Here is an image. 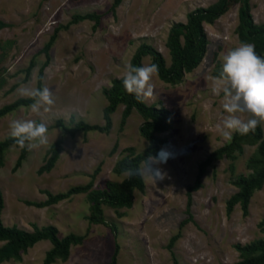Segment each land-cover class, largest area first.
<instances>
[{"label": "rangeland", "instance_id": "rangeland-1", "mask_svg": "<svg viewBox=\"0 0 264 264\" xmlns=\"http://www.w3.org/2000/svg\"><path fill=\"white\" fill-rule=\"evenodd\" d=\"M114 0H0V109L22 98L21 83L37 88V77L46 63L43 48L51 41L42 88L57 97L48 113H32L19 107L0 118V142L11 136L14 119H32L48 126L47 147L29 151L14 169L19 148L6 149L0 165V190L4 200V227L32 233L34 228L54 227L59 239L68 235L83 238L69 248L66 260L49 264H107L116 252V264H236L243 260L237 247L264 245V182L253 191L248 213L240 204L227 214L226 205L239 189L235 183L250 179L263 167L259 141L241 138L237 132L225 139L216 127L225 115L222 93H213L221 70L220 53L240 44L238 38L241 2L229 4L215 22L204 23L208 45L199 66L169 84L153 77L155 95L143 102L165 109L170 125L155 137L163 140L162 162L154 165L167 176L154 182L141 177L142 189H133L131 208L101 203L103 222L91 220L92 192L107 185L117 186L127 178L117 169L119 161L143 154L149 146L139 132L143 118L131 109L122 122L125 105L119 103L109 114L106 130L78 132L73 137L65 128L78 124L106 127L104 110L115 97L114 81L123 80L124 66L131 64L143 44L152 46L170 66L166 48L169 30L185 23L197 8L217 0H122L111 11ZM255 25H264V0H247ZM100 16L72 23L75 16ZM28 76L26 71L30 65ZM151 64L142 58L141 66ZM246 119V117H242ZM61 125V126H60ZM264 136V124H261ZM61 141V152L49 173H39L51 145ZM213 156L201 172V164ZM91 185L88 192L73 195L58 204L36 208L27 203L47 200L74 187ZM192 202L187 211L190 188ZM6 246L0 242V249ZM52 249L43 240L18 257L10 253L0 264H44ZM259 254L249 255L256 258Z\"/></svg>", "mask_w": 264, "mask_h": 264}, {"label": "trees", "instance_id": "trees-1", "mask_svg": "<svg viewBox=\"0 0 264 264\" xmlns=\"http://www.w3.org/2000/svg\"><path fill=\"white\" fill-rule=\"evenodd\" d=\"M247 0H217V2L207 8H197L190 12L186 17L185 23H176L169 30L166 48L170 56V66L165 65V61L161 54L156 51L152 46L143 44L141 45L133 55L131 59V65L141 66L142 58L149 56L151 58V64L159 66L158 78L169 84H174L181 80L184 73H190L196 69L202 62L206 48L208 45L207 37L204 31V23H213L223 16L231 3L241 2V6L238 12L240 24L238 29V38L240 43H251L255 46V52L260 57L264 58V25H255L251 14L249 12ZM122 0H114L111 7V11L120 5ZM84 20H91L95 25L99 24L100 16L94 14H88L85 16H75L72 23H79ZM54 36L51 41L43 48V53L47 57L46 63L42 66L37 77V88H42L43 72L48 64L49 56L48 51L52 44ZM32 64L26 71L28 76ZM114 87L112 92H115V97L109 101L108 106L104 110V119L106 122L105 128L98 126H90L86 124H78L72 128H65L64 131L70 137H73L78 132H87L92 130H106L110 125L109 114L112 113L119 103L125 105V110L122 115V122L127 118L131 109H135L137 113L143 118V123L139 128L140 135L149 142V146L145 149L143 154L137 155L133 158H125L118 162L117 169L120 172H124V169L128 167H135L138 163L146 158L148 155L158 157L160 155L159 146L164 141L155 137L156 133L165 132L170 125L169 113L162 108H156L154 106H146L144 103L138 101L134 94H128L123 87V80L114 81ZM33 101L30 99H18L15 102L4 106L0 109V118L15 111L19 107H28ZM61 126V125H60ZM249 138L259 141L258 153L262 160L263 167L257 171V173L250 179H240L235 185L239 191L234 194L226 205L227 214H230L233 207L240 204L243 215L248 213L249 199L253 191L259 190L264 182V136L261 133V125H259L255 131H250L246 135H241L238 132L234 136V141L241 138ZM61 141H57L51 145L47 152V158L44 165L40 167L39 173H49L54 168L56 162L59 159L61 152ZM15 146L19 148L15 139L10 136L4 141L0 142V165H2L3 153L9 147ZM19 156L15 162L14 169L21 166L23 160L26 157L27 151L20 149ZM213 156L209 157L204 163L201 164L202 169L209 165ZM163 159V157H162ZM143 182L141 176H132L124 179L119 185L111 186L107 185V189L103 191L92 192L89 199L91 201V220L93 222H103L101 203L105 202L110 206L131 208L133 205V189L141 190ZM91 189V185L85 187H74L69 189L65 193L52 195L49 192H45L47 200L42 203H27L30 206L36 208H45L70 198L73 195L88 192ZM196 190V187L190 188L187 195V211L189 212L192 197L191 194ZM4 208V200L2 192L0 190V242H5L6 246L0 249V258L5 254H11L14 257H18L19 252H25L28 248L32 247L36 243L47 240L52 245V249L46 253L44 264H49L54 258H61L66 260L69 253V248L72 245L79 244L83 238L68 235L63 239H59L57 231L54 227H46L42 229L34 228L32 233L21 231L16 227L7 228L4 227L1 221V213ZM260 228L264 230V221L259 224ZM237 250L241 253L242 261L236 264H264V245H252L248 247H237ZM259 254L256 258H250L249 255ZM107 264H116V252L112 256V259Z\"/></svg>", "mask_w": 264, "mask_h": 264}, {"label": "clouds", "instance_id": "clouds-1", "mask_svg": "<svg viewBox=\"0 0 264 264\" xmlns=\"http://www.w3.org/2000/svg\"><path fill=\"white\" fill-rule=\"evenodd\" d=\"M220 60L221 70L213 78L212 90L216 95L222 93L225 115L216 127L225 139H230L234 132L246 135L264 124V58L257 55L253 44L242 42L235 48L221 52ZM123 71V87L128 94H134L142 103L154 97L155 86L152 81L159 72L158 65L126 64ZM16 91L22 98L33 101L28 107L35 114L48 113L56 104L57 97L47 86L34 88L21 83ZM9 127L20 149L32 151L49 144L48 126L43 122L14 119ZM164 155L163 152L158 157L148 155L135 167L124 169L123 174L128 177L147 175L154 182L162 181L167 174L154 165L161 163Z\"/></svg>", "mask_w": 264, "mask_h": 264}]
</instances>
